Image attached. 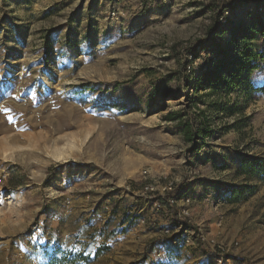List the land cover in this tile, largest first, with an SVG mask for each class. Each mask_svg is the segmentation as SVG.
<instances>
[{
	"label": "rangeland",
	"instance_id": "1",
	"mask_svg": "<svg viewBox=\"0 0 264 264\" xmlns=\"http://www.w3.org/2000/svg\"><path fill=\"white\" fill-rule=\"evenodd\" d=\"M210 2L225 11L208 35ZM260 24L264 0H0V264H62L99 246L111 251L92 264H129L155 242L175 264H264V183L239 171L264 160ZM233 28L254 55L245 87L195 93ZM172 112L204 113L195 155ZM165 182L189 201L160 222L139 200L159 214L160 192L142 188ZM242 186L254 191L228 202Z\"/></svg>",
	"mask_w": 264,
	"mask_h": 264
},
{
	"label": "trees",
	"instance_id": "2",
	"mask_svg": "<svg viewBox=\"0 0 264 264\" xmlns=\"http://www.w3.org/2000/svg\"><path fill=\"white\" fill-rule=\"evenodd\" d=\"M238 1L239 3L253 1L254 3L259 4L262 3L263 0ZM207 10L212 13L211 15L213 21V25L208 28L207 34L209 35L210 32H213L219 26L218 19L222 17L223 11H225V9L223 8L222 4L210 2L207 6ZM260 28L264 31V24H260ZM247 39L248 38H246L245 35H241L239 37V33L235 31V28L232 29L230 33V40H228L225 43V46L220 48L218 53H216V55L218 54L221 58L215 63H212L211 69H205V71L202 72L200 76L192 82L195 93H199V91H206L208 95H219L220 93L228 95L235 89H241L245 87L241 76L246 70H250L248 69L251 67L249 66V63L254 57L253 52L247 48H244V44L246 43ZM192 53L196 55V50L193 49ZM259 90L264 93V86ZM203 115L204 113L201 112L200 116ZM200 116H195L192 120L187 119L182 121L181 116L178 113L172 112L167 117L169 122L180 121L179 123L181 124L180 126L183 139L185 142L192 145V148L189 150V154L192 156L195 155L199 150L197 140H204L210 135L211 132L209 128H207L208 125L206 118H201ZM239 171L241 174H245L247 176H258L260 181L264 183V160L261 158H243L240 163ZM246 191H254V188L244 186L235 188L234 190H231L230 196H228L226 199L228 202H235L241 198V196ZM163 204L167 205V203ZM180 224L184 225L185 228L188 227L185 222H181ZM78 259H80V257L77 254L73 255L71 262L73 263ZM88 259L89 258H87V260ZM61 260H66V256H64Z\"/></svg>",
	"mask_w": 264,
	"mask_h": 264
},
{
	"label": "crops",
	"instance_id": "3",
	"mask_svg": "<svg viewBox=\"0 0 264 264\" xmlns=\"http://www.w3.org/2000/svg\"><path fill=\"white\" fill-rule=\"evenodd\" d=\"M142 202H144V209L149 210L150 215H152V217L154 215H156L159 219L160 222H164L162 220H171L173 219V213H174V208L171 205H166L164 204L162 206V210L159 214H155L152 208V202L150 199L145 198L141 200H139ZM142 207V209H143ZM148 214V213H147ZM125 217V219H124ZM120 222L124 225H128L129 227L131 226V223H133L132 221V215H128V214H123L120 217ZM159 244V242H155V244L150 247V248H144L140 254V257L135 259L134 261H132L129 264H175V261H177L174 258V252H171V248H167V249H163L162 251L160 250V246L161 245H157ZM170 245V244H168ZM89 251V250H88ZM111 249L108 246H99L97 248H95L92 253L90 252H81L80 254H77L80 259L76 260L75 262H71L68 261L66 263H62V264H92L95 261H97L99 258L104 257L106 254L110 253ZM67 255V254H66ZM159 255V256H158ZM71 256V254H68L67 257ZM87 258H89L87 260Z\"/></svg>",
	"mask_w": 264,
	"mask_h": 264
},
{
	"label": "built area",
	"instance_id": "4",
	"mask_svg": "<svg viewBox=\"0 0 264 264\" xmlns=\"http://www.w3.org/2000/svg\"><path fill=\"white\" fill-rule=\"evenodd\" d=\"M259 11H261V9H259ZM155 192H160L159 193L160 197H158V199L156 200L158 201V203L155 204L156 210H159L162 208V204L160 202L167 203L172 206L177 203V199L179 197L182 200H185L186 202L189 201L188 197H186V194L184 192L180 193L179 196L177 197L174 196L175 187L172 182H165L161 190H158L153 184H146L142 188V193L144 194H151ZM183 213L186 214L185 212Z\"/></svg>",
	"mask_w": 264,
	"mask_h": 264
},
{
	"label": "bare ground",
	"instance_id": "5",
	"mask_svg": "<svg viewBox=\"0 0 264 264\" xmlns=\"http://www.w3.org/2000/svg\"><path fill=\"white\" fill-rule=\"evenodd\" d=\"M70 154V150L67 146L61 148V149H54L52 152V158L56 161H59L61 159H64V157H68Z\"/></svg>",
	"mask_w": 264,
	"mask_h": 264
},
{
	"label": "snow or ice",
	"instance_id": "6",
	"mask_svg": "<svg viewBox=\"0 0 264 264\" xmlns=\"http://www.w3.org/2000/svg\"><path fill=\"white\" fill-rule=\"evenodd\" d=\"M5 111H7V110H5Z\"/></svg>",
	"mask_w": 264,
	"mask_h": 264
}]
</instances>
